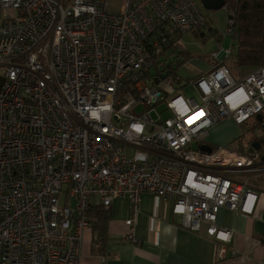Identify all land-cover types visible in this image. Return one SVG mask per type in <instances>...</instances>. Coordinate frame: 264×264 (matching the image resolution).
Wrapping results in <instances>:
<instances>
[{
	"label": "built area",
	"instance_id": "2783aa9c",
	"mask_svg": "<svg viewBox=\"0 0 264 264\" xmlns=\"http://www.w3.org/2000/svg\"><path fill=\"white\" fill-rule=\"evenodd\" d=\"M113 1L0 0V264H80L91 208L120 197L132 229L151 193L174 199L184 228L206 225L224 243L233 231L219 211L255 209L259 190L239 171L261 154L200 146L217 123L264 112V66L200 75V101L176 94L160 57L207 22L201 0ZM223 9L232 35L228 0Z\"/></svg>",
	"mask_w": 264,
	"mask_h": 264
},
{
	"label": "crops",
	"instance_id": "0c3cea01",
	"mask_svg": "<svg viewBox=\"0 0 264 264\" xmlns=\"http://www.w3.org/2000/svg\"><path fill=\"white\" fill-rule=\"evenodd\" d=\"M207 28L211 34L220 37L219 41L222 40L219 48L210 53V57L188 56L186 60L192 61L197 70L192 81L209 73L218 63L226 60L230 54L222 53L220 58H215L213 53L221 51L222 48L232 49L234 43L231 37V45L224 47L223 39L226 36L220 35L209 24ZM216 31L217 34L214 33ZM233 123L237 124L233 118H227L214 125L201 146H226L240 152L249 151L250 145L241 144L240 139L239 145L232 143L238 139L233 132L223 133L224 128ZM220 125L223 126L218 127ZM239 173L240 179L245 178L242 181H248L259 190V196L251 214L226 208L219 211L218 225L233 231L230 243L209 236L206 225L200 232L184 228L180 217L173 212V198L164 200L154 194L145 193L133 229L125 224L131 215L129 199L116 198L111 207L106 209L109 219L102 237L94 229L96 212L94 207L91 208L88 216L91 225L83 231L80 264H264V161L255 170ZM131 233L138 242L129 239Z\"/></svg>",
	"mask_w": 264,
	"mask_h": 264
},
{
	"label": "rangeland",
	"instance_id": "374dc122",
	"mask_svg": "<svg viewBox=\"0 0 264 264\" xmlns=\"http://www.w3.org/2000/svg\"><path fill=\"white\" fill-rule=\"evenodd\" d=\"M67 0H65V3ZM119 2V0L113 1V6L115 8L120 7L119 3L116 5L115 3ZM204 12L207 15V25L209 24L212 28L217 29L220 35L226 36L223 39V46L228 47L231 45V35L227 33V13L224 9L220 10H208L204 8ZM207 26H200L199 28L184 34L181 37V42L185 47V51L181 48H177L175 52L174 49L170 50L165 56H161L160 59L162 61V66H159V69H162L168 64L172 63V78L175 79V92L176 94H182L185 97H195L198 101H200V96L197 93L196 89L193 86V76L196 73V65L192 61L186 60L188 56H204L208 57L211 55L210 53L216 51L219 48V36H215L211 34L208 30ZM173 52V53H171ZM171 53V54H170ZM210 57V56H209ZM227 59V58H226ZM231 58H228L227 63H229ZM186 61V62H183ZM233 76L236 79H241L250 71H247L245 68L239 69H231ZM179 78V80H178ZM138 111L142 110V107L137 109ZM157 111L161 114L163 119L168 118L171 116V112L168 110L167 105L165 102H162L158 105ZM257 116L252 117L247 123L243 125H238L233 123L224 128L225 131H231L236 136L234 145H239V139L241 144H249V142L254 138L256 132V120ZM220 125L218 127H221ZM216 127V128H218ZM222 129V128H221ZM220 130V129H219ZM218 130V131H219ZM213 132L214 128H213ZM241 179H245L242 178Z\"/></svg>",
	"mask_w": 264,
	"mask_h": 264
},
{
	"label": "trees",
	"instance_id": "16d2710c",
	"mask_svg": "<svg viewBox=\"0 0 264 264\" xmlns=\"http://www.w3.org/2000/svg\"><path fill=\"white\" fill-rule=\"evenodd\" d=\"M228 13L235 20V33L231 35L234 43L226 60L231 59L229 63L226 60L218 63L215 68L225 65L229 69L245 68L252 71L264 66V0H228ZM203 26H208L207 22ZM169 49L170 46L166 48ZM165 69L172 70V65ZM93 207L96 212L94 229L102 237L107 228L109 214L101 205Z\"/></svg>",
	"mask_w": 264,
	"mask_h": 264
},
{
	"label": "water",
	"instance_id": "95a60500",
	"mask_svg": "<svg viewBox=\"0 0 264 264\" xmlns=\"http://www.w3.org/2000/svg\"><path fill=\"white\" fill-rule=\"evenodd\" d=\"M202 5L205 9L208 10H220L223 9L226 0H201ZM169 72H165L162 76L166 77L168 76ZM257 122H259L262 125L263 132H264V113L259 114L257 116ZM257 136V131L255 132L254 138L249 142L250 143V150H256L261 154V159L264 161V156H262L261 148L264 146V136H260L259 138H256ZM200 149L204 151L210 152L212 150V147L209 145H202L200 146Z\"/></svg>",
	"mask_w": 264,
	"mask_h": 264
},
{
	"label": "flooded vegetation",
	"instance_id": "af4514ba",
	"mask_svg": "<svg viewBox=\"0 0 264 264\" xmlns=\"http://www.w3.org/2000/svg\"><path fill=\"white\" fill-rule=\"evenodd\" d=\"M262 125L263 124H260L259 122H256V131H257L256 138H259L260 136H262V137L264 136ZM261 152H262V156H264V146L261 148Z\"/></svg>",
	"mask_w": 264,
	"mask_h": 264
}]
</instances>
